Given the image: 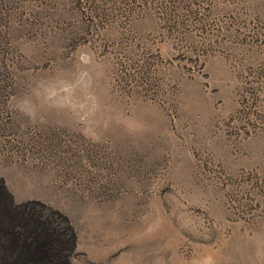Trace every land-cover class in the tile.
Listing matches in <instances>:
<instances>
[{
  "label": "rangeland",
  "instance_id": "obj_1",
  "mask_svg": "<svg viewBox=\"0 0 264 264\" xmlns=\"http://www.w3.org/2000/svg\"><path fill=\"white\" fill-rule=\"evenodd\" d=\"M0 176L48 264H264V0H0Z\"/></svg>",
  "mask_w": 264,
  "mask_h": 264
},
{
  "label": "bare ground",
  "instance_id": "obj_2",
  "mask_svg": "<svg viewBox=\"0 0 264 264\" xmlns=\"http://www.w3.org/2000/svg\"><path fill=\"white\" fill-rule=\"evenodd\" d=\"M5 183L0 176V264H48V242L40 232L38 237L34 234L42 223L32 221V213L15 202Z\"/></svg>",
  "mask_w": 264,
  "mask_h": 264
},
{
  "label": "crops",
  "instance_id": "obj_3",
  "mask_svg": "<svg viewBox=\"0 0 264 264\" xmlns=\"http://www.w3.org/2000/svg\"><path fill=\"white\" fill-rule=\"evenodd\" d=\"M2 177V176H1Z\"/></svg>",
  "mask_w": 264,
  "mask_h": 264
}]
</instances>
